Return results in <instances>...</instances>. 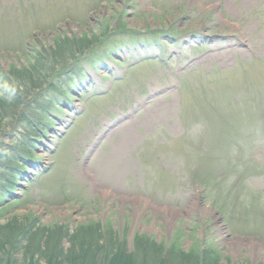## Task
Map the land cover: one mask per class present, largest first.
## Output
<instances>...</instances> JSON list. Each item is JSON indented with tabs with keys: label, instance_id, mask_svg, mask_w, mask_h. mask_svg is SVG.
<instances>
[{
	"label": "rangeland",
	"instance_id": "1",
	"mask_svg": "<svg viewBox=\"0 0 264 264\" xmlns=\"http://www.w3.org/2000/svg\"><path fill=\"white\" fill-rule=\"evenodd\" d=\"M36 64L33 99L59 105L0 226L100 224L187 253L213 239L224 264H264V0H0L1 98L7 80L32 91ZM11 123L0 154L28 146Z\"/></svg>",
	"mask_w": 264,
	"mask_h": 264
},
{
	"label": "trees",
	"instance_id": "2",
	"mask_svg": "<svg viewBox=\"0 0 264 264\" xmlns=\"http://www.w3.org/2000/svg\"><path fill=\"white\" fill-rule=\"evenodd\" d=\"M92 45L93 41L89 38L75 40L70 44L68 52L85 53ZM36 63L41 64L39 59ZM37 64L33 69L39 72L38 82H35L32 91L22 93V83L14 87L13 82L7 80L8 97L0 98V135L1 131L8 129L10 119L11 124L20 123L27 132L36 134H26L28 146L20 145L16 151L0 154V204L16 190L22 171L19 160L24 157V153H34L36 136L43 135L47 130L45 120L49 107L56 105L55 99H47L48 103L41 98L33 99L46 93L45 88L37 94L34 91L39 84L46 87L49 78H46L48 73L44 69L37 68ZM20 72L15 69L12 79L19 78V81L24 82L33 76L30 70L23 71V74ZM32 80L35 81L34 78ZM72 84L63 85L61 92H66ZM10 164H18L19 167ZM66 244L69 246L66 247ZM133 248L134 251L130 253L126 239L113 229L103 230L100 224L81 226V230L74 233L64 225L40 227L36 218L25 225H19L18 220L13 218L0 226V264H224L219 255L220 250L215 245L200 253H187L176 247L166 251L147 237L137 235Z\"/></svg>",
	"mask_w": 264,
	"mask_h": 264
}]
</instances>
